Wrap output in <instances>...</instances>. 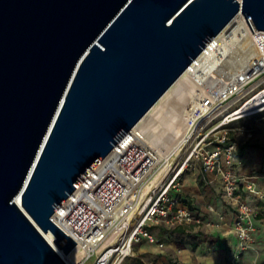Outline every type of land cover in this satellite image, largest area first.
I'll return each mask as SVG.
<instances>
[{"label": "water", "instance_id": "1", "mask_svg": "<svg viewBox=\"0 0 264 264\" xmlns=\"http://www.w3.org/2000/svg\"><path fill=\"white\" fill-rule=\"evenodd\" d=\"M239 12L264 30V0H0V264H66L38 227L74 249L56 208Z\"/></svg>", "mask_w": 264, "mask_h": 264}, {"label": "built area", "instance_id": "2", "mask_svg": "<svg viewBox=\"0 0 264 264\" xmlns=\"http://www.w3.org/2000/svg\"><path fill=\"white\" fill-rule=\"evenodd\" d=\"M253 31L264 34V30ZM254 42L250 44L256 48L248 57H241L240 63L197 72L193 77L194 91L188 96L180 95V103L185 104L183 110L187 108L188 114L181 112V106L175 109L176 113L180 112V116L176 115L184 120L178 152L161 179L149 190L147 199L140 203L142 211L134 218L130 221L125 218L134 204L125 201L132 184L137 183L136 192H140L173 153L162 158L147 142L150 119L140 126L137 123L121 137L60 203L51 218L58 216L74 228L76 237L69 236L76 242L74 248H80L79 259L76 262L64 260L66 264H124L135 255V247L143 242L164 247L157 228H220L224 224L221 212L217 213V220H210L181 201L179 191L183 176L196 167L203 176L214 175L220 179L223 200L234 206L232 231L238 244L228 264H238L243 253L252 248L260 208L247 202L244 196L260 198L262 191L254 177L239 173V145L230 137V131L239 120L264 113V108L244 109L264 95L261 94L264 92V47L256 39ZM166 139L163 137L154 143L160 147ZM208 210L214 211L213 206ZM103 213L104 220H100ZM105 241L109 244L98 252Z\"/></svg>", "mask_w": 264, "mask_h": 264}, {"label": "crops", "instance_id": "3", "mask_svg": "<svg viewBox=\"0 0 264 264\" xmlns=\"http://www.w3.org/2000/svg\"><path fill=\"white\" fill-rule=\"evenodd\" d=\"M238 170L242 175L254 177L262 191L260 198L245 195L244 198L251 204L259 206L257 220L258 232L252 248L245 251L238 264H264V129L249 131L247 137L238 143ZM180 197L188 202L186 206L210 220H217V213L224 215L223 225L220 228L194 227L175 229L178 242L165 243L163 248L150 247L166 257L175 258L177 264H228L238 241L232 231L234 206L226 203L222 198L221 182L217 176H203L198 167L188 170L182 180L179 191ZM213 206L214 211L208 207ZM161 239V237L159 236ZM162 240V239H161ZM180 242V243H179ZM143 242L135 247V256L142 253ZM147 248V247H146ZM159 260L157 264L165 263ZM131 257L124 264H131Z\"/></svg>", "mask_w": 264, "mask_h": 264}, {"label": "bare ground", "instance_id": "4", "mask_svg": "<svg viewBox=\"0 0 264 264\" xmlns=\"http://www.w3.org/2000/svg\"><path fill=\"white\" fill-rule=\"evenodd\" d=\"M239 3L242 0H237ZM248 25L244 15L239 12L233 19L224 27V29L210 42V44L200 53V55L193 61V63L183 72V74L177 79V81L159 98V100L150 108L145 116L138 122L137 126L150 119L151 128L149 129L150 138L147 142L155 148L162 158H168L172 153V157L161 167L160 172L156 174L150 182L144 184L140 192H136L137 183H133L131 190L126 196L125 201L127 203H134L131 210L125 217L127 221H130L136 216V214L142 211L140 203L147 199V194L151 187H153L163 176L169 162L173 159L174 154L178 152L177 143L180 135L183 132V118L180 116V112H175L178 106H181V112L188 114V110H183L184 105L180 103V95H190L194 91V76L204 71L220 70L227 64L231 66L233 63L237 65L240 63L241 57H248L256 46H252L250 43H255V39L258 44H262L264 47V34L258 32L249 31ZM252 39V41H251ZM251 41V42H250ZM227 65V66H228ZM261 94H264L262 92ZM187 106L190 102L186 103ZM264 108V95L256 98L252 103L245 105V111L259 110ZM178 116H177V115ZM166 139L160 147L154 143L161 138ZM171 155V154H170ZM15 204L23 209L20 199H15ZM24 210V209H23ZM105 213L101 215L100 220H104ZM53 220L58 224L68 235L76 237L72 226H68L58 216H54ZM43 237L51 244V246L57 251V253L66 261L72 260L76 262L79 259L80 248H74L70 253L65 254L63 250L57 246L54 241V236L51 232H44L38 227ZM109 244V241L102 243L98 252H100L105 246Z\"/></svg>", "mask_w": 264, "mask_h": 264}, {"label": "rangeland", "instance_id": "5", "mask_svg": "<svg viewBox=\"0 0 264 264\" xmlns=\"http://www.w3.org/2000/svg\"><path fill=\"white\" fill-rule=\"evenodd\" d=\"M264 129V113H259L255 116L252 117H247L246 119L243 120H239L237 123L233 124V126L231 127V131H230V137L237 140L238 143L242 142V139H244L245 137H247V133L250 131L254 132L255 130H259V129ZM239 145V144H238ZM181 198V197H180ZM181 201H183V199L181 198ZM178 236H182L177 234V232H175V230H167L166 232L161 233V239L162 241H165V243H169L170 242H178L175 239H178ZM180 243V242H179ZM148 246H152L153 248L155 247V245L152 244H143L142 245V250H140L142 253H137V255L131 257V264H140V262L142 264H157V262L161 259V257L163 256L162 253H160V251H157L156 249H152ZM147 247V248H146ZM161 260H165L163 264H177V261L175 258H163Z\"/></svg>", "mask_w": 264, "mask_h": 264}, {"label": "trees", "instance_id": "6", "mask_svg": "<svg viewBox=\"0 0 264 264\" xmlns=\"http://www.w3.org/2000/svg\"><path fill=\"white\" fill-rule=\"evenodd\" d=\"M185 205H187V203L188 202H185L184 200L182 201ZM167 230H165V229H162V228H157L156 229V232H157V234H158V236H161V233H163V232H166ZM140 264H142L141 262H140Z\"/></svg>", "mask_w": 264, "mask_h": 264}]
</instances>
